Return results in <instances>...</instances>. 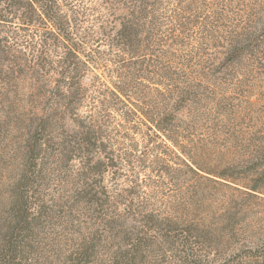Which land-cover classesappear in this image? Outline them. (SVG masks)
I'll use <instances>...</instances> for the list:
<instances>
[{"label": "rangeland", "instance_id": "1", "mask_svg": "<svg viewBox=\"0 0 264 264\" xmlns=\"http://www.w3.org/2000/svg\"><path fill=\"white\" fill-rule=\"evenodd\" d=\"M179 1L65 0L72 38H50L42 60L19 67L7 55L21 50L15 36L28 35L7 24L0 32L2 48L13 43L0 51V194L14 177L23 122L63 159L45 173L55 208L37 229L38 264L71 249L80 228L100 226L101 211L118 218L113 211L130 201L218 227L235 214L223 259L264 264V186L249 188L264 153V0ZM90 166L109 202L68 214L57 205ZM232 170L246 180L215 175ZM251 245L261 257H236Z\"/></svg>", "mask_w": 264, "mask_h": 264}, {"label": "trees", "instance_id": "2", "mask_svg": "<svg viewBox=\"0 0 264 264\" xmlns=\"http://www.w3.org/2000/svg\"><path fill=\"white\" fill-rule=\"evenodd\" d=\"M64 1L0 0V32L7 24L28 35L23 40L15 36L16 46L21 50L7 55L16 67L32 64L39 57L42 60L44 55H39V50L47 47L50 38L54 42L72 38L69 34L73 27L71 17L74 16L69 11L74 10L73 7L66 8L69 4L64 5ZM132 1L140 2L142 6L151 4L150 0ZM35 29L38 31L33 33ZM7 43L4 48L0 46L4 54L12 52L9 44L13 43ZM116 89L126 94L121 87ZM33 123L23 122L19 128L20 144L15 153L18 164L14 165V177L0 194V264H38L37 229L43 216L49 219L54 213L53 198L45 195V173L49 169L55 170L53 166L62 167V154L46 139L43 130ZM196 166L213 174L198 164ZM258 167L256 176L250 178L249 188L260 192L264 186V153ZM233 170L215 175L228 183L246 180L245 177H237ZM85 171L81 184H76L68 199L62 198L57 205L68 214L74 213L71 210L82 204L89 211L94 205L103 208L109 202L106 188L94 184L95 179L90 182V176L95 174L93 168L87 167ZM102 212L105 211H101L98 217L100 226L89 227L92 231L88 230L87 234L80 228V238L71 249L58 256L47 257L42 264H236L221 255L228 246V239L238 231L239 218L235 214L227 215L218 227L181 216L161 217L156 211L140 208L131 201L126 203L124 213L113 211L119 214L118 218ZM240 251L236 255L239 259L262 256L258 246L251 245ZM158 258L160 263H156Z\"/></svg>", "mask_w": 264, "mask_h": 264}]
</instances>
